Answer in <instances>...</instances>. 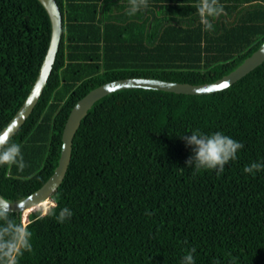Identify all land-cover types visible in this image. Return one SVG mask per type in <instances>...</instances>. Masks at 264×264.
Masks as SVG:
<instances>
[{
    "label": "trees",
    "instance_id": "1",
    "mask_svg": "<svg viewBox=\"0 0 264 264\" xmlns=\"http://www.w3.org/2000/svg\"><path fill=\"white\" fill-rule=\"evenodd\" d=\"M55 1L62 16L56 58L10 141L21 145L27 166L0 165V195L9 201L52 174L66 118L91 89L129 77L213 82L264 42L261 6L225 8L209 17L206 31L193 5L137 23L98 19L94 2ZM49 37L37 0H0V130L26 98ZM194 131L221 132L244 147L219 175L188 167L193 151L182 137ZM253 162L264 163V61L212 94H108L73 137L66 173L50 196L56 207L29 214L32 250L18 264H181L192 248L195 264H264V170L245 173ZM65 207L73 215L60 223ZM9 218L21 223L15 213Z\"/></svg>",
    "mask_w": 264,
    "mask_h": 264
},
{
    "label": "water",
    "instance_id": "2",
    "mask_svg": "<svg viewBox=\"0 0 264 264\" xmlns=\"http://www.w3.org/2000/svg\"><path fill=\"white\" fill-rule=\"evenodd\" d=\"M37 1L42 5L49 18L50 37L39 71L26 98L6 125L0 130V134L7 132L11 137L20 129L35 107L51 73L62 36V16L56 1ZM263 61L264 42L235 69L213 82L190 84L150 77H129L105 82L91 89L76 101L66 118L61 134L59 157L52 174L37 190L22 199L9 201L0 195V204L5 202L10 204L11 213H15L17 217H22L23 211L26 209H30L44 200H51V194L61 184L66 173L71 157L72 140L82 119L95 102L106 95L126 89L155 90L185 95L212 94L228 88L262 64ZM223 85H226V87H223Z\"/></svg>",
    "mask_w": 264,
    "mask_h": 264
},
{
    "label": "clouds",
    "instance_id": "3",
    "mask_svg": "<svg viewBox=\"0 0 264 264\" xmlns=\"http://www.w3.org/2000/svg\"><path fill=\"white\" fill-rule=\"evenodd\" d=\"M131 11L134 13L141 7H147V0H129ZM198 12L204 29L210 30L212 24L209 17H216L223 13V6L218 4V0H201L198 5ZM186 145L192 147L193 155L186 161V165L194 166L197 169H216L217 175L224 171L225 165L230 160H235L238 150L244 145L235 139L224 135L221 132H215L211 135H205L199 131H194L190 136L182 137ZM11 136L5 132L0 134V165H16L20 171L27 166L24 162L21 152V145L11 143ZM264 170V163L253 162L244 168L245 173L255 174V172ZM21 207L20 205H18ZM56 207L52 204L48 211ZM10 204H0V264H18V258L25 251L32 250L31 237L32 233L28 230V225L16 223L10 219ZM73 215L72 211L65 207L59 216L58 222L63 223L66 218ZM196 251L192 248L182 259L181 264H195L193 253ZM219 264V262H217Z\"/></svg>",
    "mask_w": 264,
    "mask_h": 264
},
{
    "label": "crops",
    "instance_id": "4",
    "mask_svg": "<svg viewBox=\"0 0 264 264\" xmlns=\"http://www.w3.org/2000/svg\"><path fill=\"white\" fill-rule=\"evenodd\" d=\"M81 2H94L96 4V17L98 19L103 20L104 17H111L119 20L131 18L139 23L145 19L152 21L154 20V17L159 19L161 17L159 10L161 9L180 8L183 5L186 7L190 5L198 7L201 0H147L148 6L146 8L141 7L134 13L131 11L129 0H82ZM218 4L223 6V10H225V8L233 10L256 6L264 8V0H218ZM152 10H154V12H152ZM226 19L231 21L233 19V13H231Z\"/></svg>",
    "mask_w": 264,
    "mask_h": 264
},
{
    "label": "bare ground",
    "instance_id": "5",
    "mask_svg": "<svg viewBox=\"0 0 264 264\" xmlns=\"http://www.w3.org/2000/svg\"><path fill=\"white\" fill-rule=\"evenodd\" d=\"M50 203H49V201L48 200H44L43 202H41V203H39L38 205H36V206H34V207H32V208H30V209H26L25 211H23V215L22 216H24V218L26 217V214L29 212V211H31V210H36V209H40V208H42L43 209V212L45 213L46 212V210H47V208H48V205H49ZM28 210V211H27Z\"/></svg>",
    "mask_w": 264,
    "mask_h": 264
},
{
    "label": "rangeland",
    "instance_id": "6",
    "mask_svg": "<svg viewBox=\"0 0 264 264\" xmlns=\"http://www.w3.org/2000/svg\"><path fill=\"white\" fill-rule=\"evenodd\" d=\"M49 205H48V208H47V210L51 207V205L53 204V202L51 201V200H49ZM36 210H39L40 211V214L42 215V214H44V212H43V209L42 208H38V209H36ZM36 210H31V211H29L27 214H26V217L24 218V216H22V217H20V222L21 223H24V224H27L28 223V221H29V214L31 213V212H33V211H36ZM46 210V211H47ZM28 211V210H27Z\"/></svg>",
    "mask_w": 264,
    "mask_h": 264
},
{
    "label": "snow or ice",
    "instance_id": "7",
    "mask_svg": "<svg viewBox=\"0 0 264 264\" xmlns=\"http://www.w3.org/2000/svg\"><path fill=\"white\" fill-rule=\"evenodd\" d=\"M223 87H226V85H223Z\"/></svg>",
    "mask_w": 264,
    "mask_h": 264
}]
</instances>
